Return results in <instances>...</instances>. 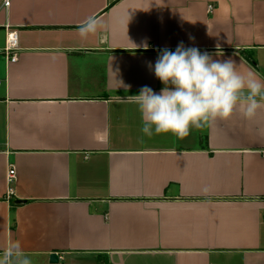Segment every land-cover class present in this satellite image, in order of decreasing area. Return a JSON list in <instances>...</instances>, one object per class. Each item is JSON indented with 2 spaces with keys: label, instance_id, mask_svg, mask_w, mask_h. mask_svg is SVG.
<instances>
[{
  "label": "crops",
  "instance_id": "0c3cea01",
  "mask_svg": "<svg viewBox=\"0 0 264 264\" xmlns=\"http://www.w3.org/2000/svg\"><path fill=\"white\" fill-rule=\"evenodd\" d=\"M93 15L102 27L82 38ZM7 27L16 61L1 53ZM181 42L264 81V0H0V252L19 242L31 264H264V109L179 139L143 135L138 107L118 102L158 93L149 63Z\"/></svg>",
  "mask_w": 264,
  "mask_h": 264
},
{
  "label": "clouds",
  "instance_id": "9594fccd",
  "mask_svg": "<svg viewBox=\"0 0 264 264\" xmlns=\"http://www.w3.org/2000/svg\"><path fill=\"white\" fill-rule=\"evenodd\" d=\"M102 21L89 16L79 27L82 38L95 34ZM147 47V45H145ZM155 77L164 85L157 93L148 86L139 94L119 97L118 102L135 104L141 115L143 135L171 133L183 139L191 128H201L217 119H229L237 110L252 119L264 109V81L251 70L242 72L231 57L213 59L208 52L185 47L160 50ZM0 264H31L19 242H10L0 252Z\"/></svg>",
  "mask_w": 264,
  "mask_h": 264
},
{
  "label": "built area",
  "instance_id": "2783aa9c",
  "mask_svg": "<svg viewBox=\"0 0 264 264\" xmlns=\"http://www.w3.org/2000/svg\"><path fill=\"white\" fill-rule=\"evenodd\" d=\"M11 0H3L5 6L10 5ZM214 7L213 4H209V9L212 10ZM18 50H19V39H18V30L14 28L7 27L6 32V44L1 50V53L6 57L8 61H16L18 59ZM2 80H0V84ZM264 154V150L262 151ZM17 176V167L16 164L10 163L7 173V180L9 183L7 190V198H12L14 195V187L12 182L15 181Z\"/></svg>",
  "mask_w": 264,
  "mask_h": 264
},
{
  "label": "water",
  "instance_id": "95a60500",
  "mask_svg": "<svg viewBox=\"0 0 264 264\" xmlns=\"http://www.w3.org/2000/svg\"><path fill=\"white\" fill-rule=\"evenodd\" d=\"M15 201H16L17 203H18V202H22L21 199H16ZM50 261L53 262V263H57V262H59V261H60V255H59V253H58V252H52V253L50 254Z\"/></svg>",
  "mask_w": 264,
  "mask_h": 264
}]
</instances>
